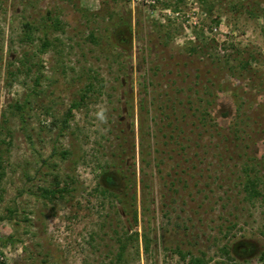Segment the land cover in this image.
<instances>
[{"label":"rangeland","instance_id":"rangeland-1","mask_svg":"<svg viewBox=\"0 0 264 264\" xmlns=\"http://www.w3.org/2000/svg\"><path fill=\"white\" fill-rule=\"evenodd\" d=\"M248 177L264 0H0V264H261Z\"/></svg>","mask_w":264,"mask_h":264},{"label":"trees","instance_id":"trees-1","mask_svg":"<svg viewBox=\"0 0 264 264\" xmlns=\"http://www.w3.org/2000/svg\"><path fill=\"white\" fill-rule=\"evenodd\" d=\"M23 28L25 30V33H24L25 39L26 40L27 39H30L31 38V34H30L31 32L30 31L32 30L31 25L29 23H24ZM129 29H130V27H129ZM129 29H128V32L130 33L131 30H129ZM122 34H124V31L123 30H120L119 31V34H118L119 37H122ZM123 42H128L129 43L131 41H128V40L126 41V40H124V38H122L121 39V43H123ZM22 108L23 107L16 106V109L19 111L18 114H17V116H18V118H19V120H20L21 123H23V117H24V110ZM61 154H62V156H65V152L64 153H61ZM108 180L111 183H113V181L110 178H108ZM243 188H244V191L247 192V196L249 198H252V199L255 198V199L261 200V203L264 206V194L261 193V192H259L257 190L256 185H255V183H254V181L252 179H250L248 177V180H247L246 184L243 185ZM61 192L62 191L57 190V189H48V188H46V189H42L41 197L43 199H49V200H51L52 198L55 197V195L57 193H61ZM224 252L226 253V255L229 254V251L228 250H224ZM232 252L234 254H236V255H238V254L239 255H245V254L251 255L250 253L252 252V249H249V246H248L246 250H244V249H240V250L234 249ZM257 257H258V260L261 262V264H264V252H260L257 255ZM190 263L191 264H203V262L200 259H198V258L191 259L190 260Z\"/></svg>","mask_w":264,"mask_h":264},{"label":"built area","instance_id":"built-area-1","mask_svg":"<svg viewBox=\"0 0 264 264\" xmlns=\"http://www.w3.org/2000/svg\"><path fill=\"white\" fill-rule=\"evenodd\" d=\"M135 1H137V2H144L147 5H150L151 7H154L156 5V2H158L159 0H135ZM133 3H134V0H133Z\"/></svg>","mask_w":264,"mask_h":264}]
</instances>
